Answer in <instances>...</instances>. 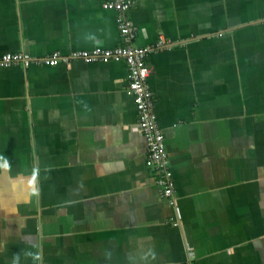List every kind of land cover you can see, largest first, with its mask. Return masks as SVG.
Listing matches in <instances>:
<instances>
[{"label":"crops","instance_id":"obj_1","mask_svg":"<svg viewBox=\"0 0 264 264\" xmlns=\"http://www.w3.org/2000/svg\"><path fill=\"white\" fill-rule=\"evenodd\" d=\"M103 1L0 0V264H264V0H130L173 204Z\"/></svg>","mask_w":264,"mask_h":264},{"label":"built area","instance_id":"obj_2","mask_svg":"<svg viewBox=\"0 0 264 264\" xmlns=\"http://www.w3.org/2000/svg\"><path fill=\"white\" fill-rule=\"evenodd\" d=\"M130 0H104V8L113 9L116 13L115 21L119 30L121 43L113 48L94 47L91 50H77L70 54V58H80L86 62L110 60H123L128 69V87L135 100L138 110V126L147 144V162L163 194L174 203L173 174L169 164V158L165 147L164 134L161 131L154 113L152 93L149 90L147 80L150 74V66L147 62V54L153 48L162 47L165 44L163 37L153 46H138L133 43L135 29L127 12L131 6ZM61 56L57 51L44 60L37 62L57 64ZM29 57L24 53H6L0 57V65L9 66L17 63L27 64Z\"/></svg>","mask_w":264,"mask_h":264}]
</instances>
